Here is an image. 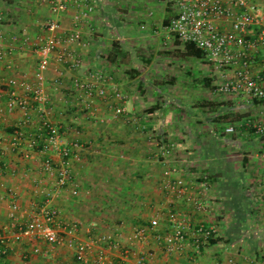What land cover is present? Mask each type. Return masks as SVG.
<instances>
[{
    "label": "crops",
    "instance_id": "crops-1",
    "mask_svg": "<svg viewBox=\"0 0 264 264\" xmlns=\"http://www.w3.org/2000/svg\"><path fill=\"white\" fill-rule=\"evenodd\" d=\"M90 1L94 12L83 29L88 46H68L81 58V68L75 70L51 60L45 72L47 101L35 104L32 122L26 125L27 133L33 131L44 115L62 125L66 143L81 144V159L73 162L71 170L78 194L72 195L71 186L57 188L54 176L41 171V160L46 157L57 162L55 153H36L22 160L9 151L7 137L21 125L23 117L20 110L4 112L0 116V135L4 137L0 143V236L9 239L0 264H83L65 245L50 250L46 242L32 235L11 238L12 226L27 224L48 196L60 210L62 221L78 222L74 240L100 235L117 238L119 248L106 246L115 264H229L230 258L238 264H260L264 219L255 181L263 174L262 144L258 136L245 129L226 133L225 128L239 120L217 117L234 113L235 120L240 107L248 109L252 104L239 96L217 94L216 77L205 59L193 61L189 68L169 59L187 57L182 54L184 45H172L175 38L164 31L174 14L169 0ZM75 11L71 8L59 16L63 29H70ZM0 14L4 37L0 101L4 102L10 77L35 84V44L37 37L45 34L42 24L54 16L40 0H0ZM134 23L140 24V33ZM136 32V36L130 35ZM133 38L148 47L150 42L157 43L158 47L149 53L142 49L146 58H140V51L131 44ZM127 54L130 61L125 58ZM92 69L112 75L113 86L106 97H94L91 107L85 108L86 98L72 81L84 78ZM113 89L126 97L123 105L127 114L117 118L113 112L121 102L113 97ZM16 90L27 95L21 87ZM258 113L243 115L241 120L255 118ZM161 140L175 145L172 157L183 169L173 178L190 187H197L206 178L211 187L207 201L214 212L193 213L191 205L179 200L172 206L191 213L195 221L218 226L215 243L198 256L166 254L155 235L166 231L169 200L162 190L163 165L156 154ZM13 203L19 209L12 218ZM153 218L161 222L158 229L132 242L134 229ZM34 247L49 249V254H36ZM126 248L130 251L127 257L122 254Z\"/></svg>",
    "mask_w": 264,
    "mask_h": 264
},
{
    "label": "built area",
    "instance_id": "built-area-1",
    "mask_svg": "<svg viewBox=\"0 0 264 264\" xmlns=\"http://www.w3.org/2000/svg\"><path fill=\"white\" fill-rule=\"evenodd\" d=\"M48 6L53 18L42 24L45 34L37 37L34 52L37 57L35 69V84L26 80L10 77L7 98L0 101V116L8 111L20 110L22 123L7 137L8 148L19 159L32 158L36 153H55L58 157L55 163L51 158L41 160V171L54 176L55 185L62 189L72 187V195L78 194L72 175L73 162L79 161L77 142L66 143L62 125L53 123L48 117L41 116L37 127L27 133L26 125L32 122V111L35 104L45 103V72L50 62L55 59L72 69H79L82 60L74 56L68 46L87 47L83 29L94 12V4L90 0H40ZM174 14L165 26V30L181 44L193 43L204 53V59L212 67L216 77L215 92L220 95H234L244 99L249 104L264 100V0H169ZM76 11L72 16L70 29H63L59 16L69 9ZM2 16L0 14V20ZM62 31V34L59 32ZM25 41H28L25 38ZM64 43V46L61 44ZM4 44V37L0 33V50ZM0 55L2 53L0 52ZM112 75L101 69L89 70L84 78L77 77L72 81L73 87L80 90L86 98L85 108H90L94 97L104 98L112 87ZM21 87L27 95H20L16 88ZM113 97L121 103L114 108L115 118L126 115L127 109L123 105L126 97L113 89ZM41 108H38L40 110ZM255 118H247L233 123L225 128V132L235 134L245 129L258 136L262 144L263 174L255 181L258 186L257 200L260 216L264 219V103ZM4 137L0 135V143ZM157 156H160L162 169V190L169 200L165 207L164 234H155L166 254L198 256L202 250L211 244L219 235L216 224H205L195 221L191 213L176 209L174 202L179 200L192 206L193 213H211L215 208L208 203L207 195L210 184L206 178L194 187L181 183L173 178L183 171L174 162L175 145L161 140L157 143ZM3 153V151L1 152ZM167 198V199H168ZM13 213L19 209L15 203L11 206ZM15 223V222H14ZM161 222L153 218L147 225L134 229L132 242L145 239L148 234L158 229ZM13 239L22 235H32L49 245L50 250L65 245L73 250L77 260L83 264H115L106 251L108 248H119L117 238L110 235H100L88 240H74L79 230L78 222H64L61 220L60 210L51 203L48 196L42 206L36 208L30 221L24 226L14 224ZM8 237L0 236V256L7 252ZM33 252L47 256L49 249L42 250L34 247ZM94 259L90 261V255ZM123 256L130 254L128 248ZM257 263V262H255ZM264 264V253L261 261ZM229 264H238L230 258Z\"/></svg>",
    "mask_w": 264,
    "mask_h": 264
},
{
    "label": "rangeland",
    "instance_id": "rangeland-1",
    "mask_svg": "<svg viewBox=\"0 0 264 264\" xmlns=\"http://www.w3.org/2000/svg\"><path fill=\"white\" fill-rule=\"evenodd\" d=\"M137 8H135V10H136ZM134 28H138V30H137V32L138 33H140L142 30H140V24L138 23H134ZM161 31L163 32V30H162V28H161ZM164 31H166V30H164ZM135 33V34H133L134 33V31H133V33H131L130 35H132V37H134V36H136L138 33ZM164 33V32H163ZM166 33H167V31H166ZM138 39V38H137ZM136 38H133V39H130L131 40V44H132V46L133 47H135V48H137V51H140L138 54V56L140 57V58H146L145 57V55H144V53L146 52V51H148L147 53H149V52H153V49H156L154 46H157L158 47V44L157 43H153V42H150V43H148L149 44V46L150 47H148L147 45H145V43H142V41L141 40H139V42H136L135 40H137ZM129 42V41H128ZM161 43V42H160ZM172 43V45H177V43L175 42V41H173V42H171ZM144 46V47H143ZM166 46V45H165ZM182 49L184 48L183 46L181 47ZM146 50V51H143V50ZM151 49V51H149ZM142 52H144V53H142ZM153 54V53H152ZM183 54V53H182ZM168 55V54H167ZM154 56V55H153ZM126 59H127V61H130L129 59H130V56H128V54L126 55V57H125ZM169 59H171L177 66H183V67H187V68H189L190 66H192L193 67V61H197V59L198 58H196V57H189V56H187L186 58H184L183 56H181V55H178V56H169ZM196 68H194V70H193V72L195 73V74H198V72H197V70H195ZM167 87H170L171 88V86H167ZM208 91H210L209 89H208ZM207 91V92H208ZM176 93H178L177 91H175ZM261 107V104L260 103H254V104H252L251 106H249V108L247 109V108H242V107H240V110H241V112H238L239 113V116H243V115H246V117H252V116H254L253 114H256L257 112H258V110H259V108ZM218 108H214V107H212L211 108V110H217ZM247 109V110H246ZM244 117V116H243ZM96 232V231H95ZM97 232H98V230H97ZM96 234V233H95ZM131 244V243H130Z\"/></svg>",
    "mask_w": 264,
    "mask_h": 264
},
{
    "label": "trees",
    "instance_id": "trees-1",
    "mask_svg": "<svg viewBox=\"0 0 264 264\" xmlns=\"http://www.w3.org/2000/svg\"><path fill=\"white\" fill-rule=\"evenodd\" d=\"M176 40V43L177 44H180V42ZM184 45V49H185V53H183L184 55H187V56H191V57H196L198 59H204V53L199 49L197 48L193 43H185L183 44ZM257 103H260V104H263L264 103V100H258L256 101ZM235 115L237 116V114H234V113H226V114H221V115H218L217 117L219 119H223V118H230V121L232 122H235V121H240L241 120V116H239L237 119H232L233 117H235ZM215 243V240H212L211 241V244Z\"/></svg>",
    "mask_w": 264,
    "mask_h": 264
}]
</instances>
